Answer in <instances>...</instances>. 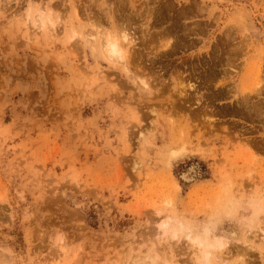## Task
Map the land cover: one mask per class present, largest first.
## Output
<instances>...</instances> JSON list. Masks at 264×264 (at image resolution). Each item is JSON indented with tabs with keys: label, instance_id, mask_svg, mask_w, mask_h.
<instances>
[{
	"label": "rangeland",
	"instance_id": "obj_1",
	"mask_svg": "<svg viewBox=\"0 0 264 264\" xmlns=\"http://www.w3.org/2000/svg\"><path fill=\"white\" fill-rule=\"evenodd\" d=\"M259 227L264 0H0V264H264Z\"/></svg>",
	"mask_w": 264,
	"mask_h": 264
},
{
	"label": "bare ground",
	"instance_id": "obj_2",
	"mask_svg": "<svg viewBox=\"0 0 264 264\" xmlns=\"http://www.w3.org/2000/svg\"><path fill=\"white\" fill-rule=\"evenodd\" d=\"M40 16H42V13L39 14ZM38 15V16H39ZM40 23H44L43 21H39ZM42 24H40V27L43 26ZM45 25V24H44ZM128 29V28H127ZM131 30H129L130 32ZM99 32V31H98ZM120 32V35H116V36H112V35H108L106 36V38H103L102 39V42H101V45H102V49H104L105 51V54L106 56L113 62H118V61H121L123 63L126 62L125 65L128 64V53L130 50L132 49H129L131 47V44L136 41V38L134 39V36H132V34H130L125 27L122 28V30L119 31ZM99 34V33H98ZM100 35V34H99ZM134 35V34H133ZM136 35V34H135ZM89 41H94L95 42V37L93 35H90V38L87 39ZM135 43V42H134ZM133 43V44H134ZM125 44V45H124ZM130 46V47H129ZM173 46V45H172ZM131 52V51H130ZM133 52V51H132ZM131 55V54H130ZM127 69V68H126ZM127 71L129 72V69H127ZM141 79H139L140 81ZM140 84L142 87L144 88H148L149 89V84L147 82L143 80L140 81ZM189 86V85H188ZM183 93L180 92V94ZM184 95H187L185 93H183ZM142 135V133H141ZM188 151V148L186 147H178L176 146L175 148L174 147H171L169 150H168V153L170 154V156L172 157H179V156H182L184 155L186 152ZM171 223V222H170ZM169 222H163L162 225H161V228L163 229V231L167 234L171 233L172 235H174L175 237L177 236V231L174 229V230H171L170 231V224ZM251 228V227H250ZM210 229V227H209ZM209 229L207 227H203V235H205V237H207V235H209ZM259 230L261 229V227L258 228ZM263 229V228H262ZM261 229V233L263 234L264 236V230ZM251 230V229H250ZM187 233V232H186ZM191 234V231H188L187 235H190ZM260 235V234H259ZM202 236V235H201ZM193 238V237H192ZM199 238V237H198ZM250 241V240H249ZM201 243V242H200ZM209 243V242H208ZM254 243V242H253ZM203 245V244H202ZM226 245V243L222 240L219 241V246L221 247H224ZM252 246V245H251ZM204 254V253H203ZM209 253H205L204 254V257H209ZM219 256H217L218 258ZM221 257V255H220ZM219 257V258H220ZM218 258V259H219ZM223 258V257H221ZM203 259V258H202ZM211 259V258H210ZM222 260V264H225V260L226 259H221ZM220 261V260H219ZM221 262V261H220ZM224 262V263H223ZM212 264V263H211ZM227 264V263H226Z\"/></svg>",
	"mask_w": 264,
	"mask_h": 264
},
{
	"label": "clouds",
	"instance_id": "obj_3",
	"mask_svg": "<svg viewBox=\"0 0 264 264\" xmlns=\"http://www.w3.org/2000/svg\"><path fill=\"white\" fill-rule=\"evenodd\" d=\"M191 167L195 168L196 165H191ZM184 174H181V178H183ZM200 264H211V259L210 257H204L201 261Z\"/></svg>",
	"mask_w": 264,
	"mask_h": 264
}]
</instances>
